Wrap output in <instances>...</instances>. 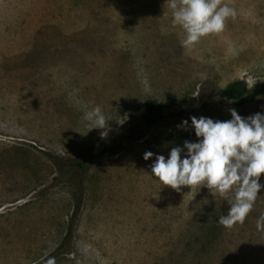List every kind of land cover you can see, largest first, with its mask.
Returning <instances> with one entry per match:
<instances>
[{"label":"rangeland","instance_id":"374dc122","mask_svg":"<svg viewBox=\"0 0 264 264\" xmlns=\"http://www.w3.org/2000/svg\"><path fill=\"white\" fill-rule=\"evenodd\" d=\"M165 2L0 0V264H264V188L243 224L220 225L226 200L162 186L144 159L197 142L191 124L141 121L147 100L181 98L231 119L225 86L264 85V0H233L236 18L188 54ZM95 106L109 127L88 132ZM236 111L264 114V95Z\"/></svg>","mask_w":264,"mask_h":264},{"label":"clouds","instance_id":"9594fccd","mask_svg":"<svg viewBox=\"0 0 264 264\" xmlns=\"http://www.w3.org/2000/svg\"><path fill=\"white\" fill-rule=\"evenodd\" d=\"M232 3L233 0H166L164 8L171 11L172 27L180 30L185 54L191 53L202 38L223 32L229 18H236ZM201 78L207 77L202 73ZM257 81L244 80L249 90ZM230 112L232 118L226 121L192 116L191 127L197 142L186 140L183 147H172L167 157L151 151L144 153L145 160L155 156L151 174L162 186H170L177 192L182 186L191 190L207 187L214 197L218 194L226 200L230 208L218 219L226 228L245 222L264 188L260 183L264 174V114L257 112L244 118L234 108ZM83 119L88 132L109 127L100 106L86 110ZM182 126L189 127L188 121L184 120ZM105 135L106 132L101 133L102 137ZM256 227L264 231V213L257 218Z\"/></svg>","mask_w":264,"mask_h":264},{"label":"trees","instance_id":"16d2710c","mask_svg":"<svg viewBox=\"0 0 264 264\" xmlns=\"http://www.w3.org/2000/svg\"><path fill=\"white\" fill-rule=\"evenodd\" d=\"M260 95H264V85L255 86L249 90L244 80L238 79L225 86L222 96L227 102H218V105L224 108L241 110L254 103ZM211 105H213L212 102L206 101L198 107L190 108L186 106L184 98L171 99L168 103L150 99L145 103L144 111L141 114V121L146 129L152 128L168 117L176 119L179 122L187 120L191 124L192 116L198 117L200 112L209 110ZM142 135V132L131 133L118 140L115 144L101 148L98 156L118 153L129 141L139 139ZM76 165L83 169L84 162H77Z\"/></svg>","mask_w":264,"mask_h":264}]
</instances>
